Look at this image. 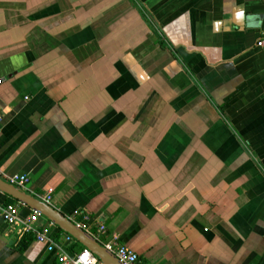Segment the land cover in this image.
<instances>
[{
	"label": "crops",
	"instance_id": "0c3cea01",
	"mask_svg": "<svg viewBox=\"0 0 264 264\" xmlns=\"http://www.w3.org/2000/svg\"><path fill=\"white\" fill-rule=\"evenodd\" d=\"M263 30L264 0H0V178L144 264H264ZM0 264L58 263L0 221Z\"/></svg>",
	"mask_w": 264,
	"mask_h": 264
},
{
	"label": "built area",
	"instance_id": "2783aa9c",
	"mask_svg": "<svg viewBox=\"0 0 264 264\" xmlns=\"http://www.w3.org/2000/svg\"><path fill=\"white\" fill-rule=\"evenodd\" d=\"M256 47L264 50V30L259 34ZM5 182L21 191H24L29 184V179L25 175H13L8 177ZM51 194V190H46V193L41 198L37 199L51 206ZM21 207L22 205L18 203H12L4 207H0V221L10 226L19 225L22 234L34 233V240L43 244L47 253L52 254L58 264H102L85 249L70 255L69 246L74 243V240L65 234H62V238L58 239V236L56 235V227L50 222L40 231L34 230L33 226L40 218L39 214L33 212L24 220H19L18 212ZM76 214L77 213L74 215L77 216L78 214ZM75 216L70 219H73ZM86 220L87 216L84 215L82 221L85 222ZM74 224L79 228H83L81 222H74ZM103 233L104 227L101 226L98 229L97 235H101ZM102 247L111 253L120 264H144L136 253L129 248L120 245L115 237L102 244Z\"/></svg>",
	"mask_w": 264,
	"mask_h": 264
},
{
	"label": "water",
	"instance_id": "95a60500",
	"mask_svg": "<svg viewBox=\"0 0 264 264\" xmlns=\"http://www.w3.org/2000/svg\"><path fill=\"white\" fill-rule=\"evenodd\" d=\"M0 193L4 194L18 204L27 207L53 224L63 234L71 237L75 243L91 253L102 264H120L117 259L91 235L76 226L72 221L57 212L52 206L47 205L37 198L9 185L0 178Z\"/></svg>",
	"mask_w": 264,
	"mask_h": 264
},
{
	"label": "trees",
	"instance_id": "16d2710c",
	"mask_svg": "<svg viewBox=\"0 0 264 264\" xmlns=\"http://www.w3.org/2000/svg\"><path fill=\"white\" fill-rule=\"evenodd\" d=\"M15 201H13V200H11V199H8V204L9 203H14ZM82 220V216L80 215V216H78L77 217V221H81ZM56 232H57V234H63L60 230H58L57 228H56ZM104 237V236H103ZM74 244V246H75V248L77 247V249H78V251L80 252V251H82L83 250V248L81 247V246H79L77 243H73Z\"/></svg>",
	"mask_w": 264,
	"mask_h": 264
}]
</instances>
